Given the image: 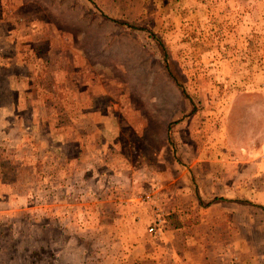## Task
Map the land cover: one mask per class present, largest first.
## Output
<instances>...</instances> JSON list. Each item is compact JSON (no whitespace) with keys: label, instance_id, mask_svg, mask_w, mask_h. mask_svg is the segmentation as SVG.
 <instances>
[{"label":"rangeland","instance_id":"1","mask_svg":"<svg viewBox=\"0 0 264 264\" xmlns=\"http://www.w3.org/2000/svg\"><path fill=\"white\" fill-rule=\"evenodd\" d=\"M241 159L264 203V0H0V264H136Z\"/></svg>","mask_w":264,"mask_h":264},{"label":"crops","instance_id":"2","mask_svg":"<svg viewBox=\"0 0 264 264\" xmlns=\"http://www.w3.org/2000/svg\"><path fill=\"white\" fill-rule=\"evenodd\" d=\"M238 162L239 164L234 165L236 170L230 169V173L221 175L219 182L223 193L201 189L192 193L188 186L185 187V192H178L175 200L171 201L176 205L173 212L178 214L180 207L184 210L182 214L191 216L192 221H188V224L183 221L174 222L159 229L160 234L147 237L148 241L145 239L142 243H136L133 247L138 251L134 255L137 261L132 260L136 264H264V203L258 204L254 199L243 200V197L250 198L258 194L242 193L243 189L236 187H240L245 179L250 183L255 180L257 163H251V159H241ZM243 165L247 166L244 171L241 169ZM227 178L233 179L227 186L233 191H225L226 187L223 189ZM217 182L214 179L211 181L213 188ZM233 187L236 189H232ZM194 195L197 201H194ZM179 212L181 213L180 210ZM194 214L201 216L196 217ZM243 214L246 216L244 220ZM227 237L230 238L229 242L225 240ZM242 239L246 240V245L250 244L247 240L259 239L260 252L253 255L252 251L247 250L246 254L250 255L245 260L238 255L231 256L235 250L226 247L243 245ZM229 253L232 254L229 256Z\"/></svg>","mask_w":264,"mask_h":264},{"label":"built area","instance_id":"3","mask_svg":"<svg viewBox=\"0 0 264 264\" xmlns=\"http://www.w3.org/2000/svg\"><path fill=\"white\" fill-rule=\"evenodd\" d=\"M160 224H161V218L158 217V218L155 220L154 225L149 227V229H148L149 232L155 233L156 231H158V230L160 229V227H161Z\"/></svg>","mask_w":264,"mask_h":264}]
</instances>
